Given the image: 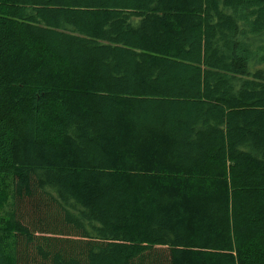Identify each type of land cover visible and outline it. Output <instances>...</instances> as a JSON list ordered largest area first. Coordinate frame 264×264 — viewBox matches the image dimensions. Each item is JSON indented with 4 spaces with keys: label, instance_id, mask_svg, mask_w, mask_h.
Here are the masks:
<instances>
[{
    "label": "trees",
    "instance_id": "obj_1",
    "mask_svg": "<svg viewBox=\"0 0 264 264\" xmlns=\"http://www.w3.org/2000/svg\"><path fill=\"white\" fill-rule=\"evenodd\" d=\"M0 178V264H264V0H0Z\"/></svg>",
    "mask_w": 264,
    "mask_h": 264
},
{
    "label": "rangeland",
    "instance_id": "obj_2",
    "mask_svg": "<svg viewBox=\"0 0 264 264\" xmlns=\"http://www.w3.org/2000/svg\"><path fill=\"white\" fill-rule=\"evenodd\" d=\"M7 191H8V182L7 181H2L0 178V221H4V223H7V218H6V208H5V203L7 199ZM8 224V223H7ZM10 229V227L7 228V231ZM0 233L1 235L5 234L6 232V224H0Z\"/></svg>",
    "mask_w": 264,
    "mask_h": 264
}]
</instances>
